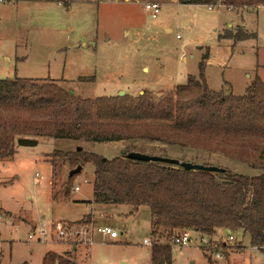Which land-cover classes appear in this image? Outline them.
I'll list each match as a JSON object with an SVG mask.
<instances>
[{"label":"rangeland","instance_id":"374dc122","mask_svg":"<svg viewBox=\"0 0 264 264\" xmlns=\"http://www.w3.org/2000/svg\"><path fill=\"white\" fill-rule=\"evenodd\" d=\"M151 1L161 5L156 18L143 7ZM254 6L209 9L207 4L179 0H0V79L53 78L74 96L90 99L120 91L136 97L147 91L157 101L186 83L189 75L197 78L198 63L204 59L208 88L242 95L256 77L264 81V6ZM236 33L243 36L235 38ZM81 77L87 81H80ZM135 123L136 128L127 132L131 137L119 140L39 138L30 147L15 141L14 155L0 158V264H42L47 252L66 255L77 264H151V245L143 242L154 239L149 208L132 212L126 205L89 207L94 165L88 162L70 177L75 167L65 156L54 157L55 152L73 153L80 146L110 159L133 144L146 153L207 162L236 173L264 172L260 155L264 138L226 141L213 134L188 141L165 128L166 122ZM5 126L10 127L0 123V128ZM152 136L194 145L165 144L148 139ZM214 175L224 180V172ZM74 185L79 189L74 190ZM58 221L76 230L87 229L91 243L82 236L69 243L49 235L41 240L28 238L29 233L50 224L54 227ZM102 225L112 227L118 236L96 232ZM224 230L211 235L191 231L190 242L181 247H173L165 233L159 241L170 244L172 264H215L210 256L214 244L223 248L220 263L264 264V253L251 245L247 233L232 231L235 241L231 243L226 242ZM201 237L211 239V244L203 247Z\"/></svg>","mask_w":264,"mask_h":264},{"label":"trees","instance_id":"16d2710c","mask_svg":"<svg viewBox=\"0 0 264 264\" xmlns=\"http://www.w3.org/2000/svg\"><path fill=\"white\" fill-rule=\"evenodd\" d=\"M179 2L264 6V0ZM242 36V33L234 35ZM203 60L198 63L197 78L189 75L186 83L177 85L173 93H165L157 101L147 91L136 97L102 95L90 99L74 96L71 89H64L50 78L0 79V123L10 126L0 128V158L14 155L18 137L112 141L131 137L127 132L136 128L135 122L148 120L166 122L165 128L188 141L213 134L226 141L246 136L264 138V81L256 77L242 95L208 88ZM148 139L189 145L186 141L159 136ZM124 150L146 153L144 147L133 144ZM261 150L264 159V147ZM61 155L74 167L78 164L83 167L88 162L94 165L93 199L86 202L129 205L132 212L141 206L149 208L150 234L154 238L150 244L151 264H172L170 244L159 240L164 233L170 239L177 230L211 235L219 229H240L249 235L251 245L264 253V172L247 175L222 167L224 180L218 181L214 172L135 161L126 154L109 159L82 149L53 153L54 157ZM89 216L84 214L81 220ZM55 262L77 264L66 255L52 252H47L42 260V264Z\"/></svg>","mask_w":264,"mask_h":264},{"label":"built area","instance_id":"2783aa9c","mask_svg":"<svg viewBox=\"0 0 264 264\" xmlns=\"http://www.w3.org/2000/svg\"><path fill=\"white\" fill-rule=\"evenodd\" d=\"M207 5H208V8L211 9L215 5H223V4L217 3L215 5H213V4H207ZM143 7H144V10L151 16V18H156L157 14L160 11L161 5L158 2L151 1V2H145L143 4ZM229 7H231V6H229ZM178 37H179V35H177V38ZM33 180H34V182L38 181L37 173L33 177ZM73 189L78 190L79 186L74 185ZM0 219H1V216H0ZM86 230L87 229L76 230L72 227V225L65 223L63 221H58L54 225V227H52V225L50 224L49 226H43V227L38 228L37 232L34 231V232L29 233L28 238L41 240L45 236L49 235L55 241L57 240V241H64V242L69 243L68 241L70 239H73V237L82 236L86 242L91 243L92 236L86 237V234L88 235V233H86ZM95 231L98 233H101L105 236L108 235L110 238H116L118 236V232L116 230H114L112 227H110L109 225L98 226L95 228ZM226 234L228 235L226 242L232 243L233 241H235V238L232 235V231L230 233H226ZM190 240H191V231L190 230H177L171 234L169 243L173 247H181V246L187 244L188 242H190ZM200 241H201V244L203 245V247L206 246V244H211V239H207L205 237H201ZM143 242L145 244H151V239L150 238L144 239ZM223 246H226L225 242L223 243ZM254 247L257 248L256 246H254ZM210 253L209 254H210L212 260L215 261V264H223V263L219 262V260L224 257L222 245L219 247L218 245L214 244L213 250L210 251ZM54 264H58V263L55 262Z\"/></svg>","mask_w":264,"mask_h":264},{"label":"water","instance_id":"95a60500","mask_svg":"<svg viewBox=\"0 0 264 264\" xmlns=\"http://www.w3.org/2000/svg\"><path fill=\"white\" fill-rule=\"evenodd\" d=\"M118 95H123V91H120ZM16 143L20 146H34L37 145L38 139L34 137H18L16 139ZM76 150H81L80 146L76 147ZM122 154H126L127 158L135 160V161H141V162H159V163H165L170 164L173 166L182 167L183 169L187 171L191 170H203L208 172H222L224 168L216 166V165H204L202 163H192L189 161H182L178 158L168 157V156H161V155H155V154H148L143 153L139 151H130L127 152L125 150H122ZM82 169V166L78 164L75 168L71 169L69 172V176H73L74 174H77ZM226 233H230L231 230L229 228L225 229Z\"/></svg>","mask_w":264,"mask_h":264},{"label":"crops","instance_id":"0c3cea01","mask_svg":"<svg viewBox=\"0 0 264 264\" xmlns=\"http://www.w3.org/2000/svg\"><path fill=\"white\" fill-rule=\"evenodd\" d=\"M12 1H15V0H12ZM17 1V0H16ZM260 6H263V5H256V6H254V8H259ZM63 78V77H62ZM53 79V78H52ZM42 139H49V140H55L54 138H43V137H41ZM38 139V143H39V138H37ZM37 143V144H38ZM21 147V146H20ZM22 147H27V146H22ZM94 179V178H93ZM92 185H93V183H92ZM53 197V199L54 200H57V199H55L54 198V196H52ZM93 199V198H92ZM92 199L91 200H87V201H92ZM74 201H76V200H74ZM77 201H80V200H77ZM89 204V207H92V206H94V203L93 202H90V203H88ZM117 206V205H116ZM127 207H130V206H128V205H126ZM132 208V207H131ZM93 211H90V212H88V213H92ZM88 213H85V214H88Z\"/></svg>","mask_w":264,"mask_h":264}]
</instances>
